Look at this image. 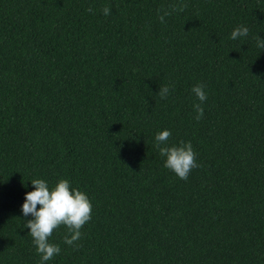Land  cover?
Returning a JSON list of instances; mask_svg holds the SVG:
<instances>
[{
  "label": "trees",
  "instance_id": "trees-1",
  "mask_svg": "<svg viewBox=\"0 0 264 264\" xmlns=\"http://www.w3.org/2000/svg\"><path fill=\"white\" fill-rule=\"evenodd\" d=\"M258 35L264 0H0V264H40L21 211L36 178L92 204L45 264H264ZM163 130L192 144L187 180L164 167Z\"/></svg>",
  "mask_w": 264,
  "mask_h": 264
},
{
  "label": "clouds",
  "instance_id": "clouds-1",
  "mask_svg": "<svg viewBox=\"0 0 264 264\" xmlns=\"http://www.w3.org/2000/svg\"><path fill=\"white\" fill-rule=\"evenodd\" d=\"M177 9L183 11V7L172 6V10ZM88 10L92 11L91 8ZM101 11L104 16L111 15L110 7L105 6ZM159 12H163V15H159ZM170 14L168 10H158L161 23L164 22V17ZM248 34V27L239 25L232 31L230 38L237 40L247 37ZM254 39L256 46L264 51V39L259 35ZM205 87L203 83H198L191 89L200 101L193 104L197 121L203 118L204 109L201 105L207 100ZM168 93L169 87L163 86L160 87L158 95L165 99ZM171 135L169 130L158 132L155 135L156 147L160 156L164 158V167L179 179L187 180L191 171L200 166L196 160V153L191 142L180 141L178 144L169 145ZM30 182L34 190L25 193L21 211L24 217L31 216V219L26 220L24 228L30 229L28 235L40 256V264H45L61 251L59 245L50 242L53 232L62 226L65 227L67 232L63 238L64 243L75 246L82 237L81 229L92 219V204L87 194L74 188L68 179L61 178L53 186L39 178Z\"/></svg>",
  "mask_w": 264,
  "mask_h": 264
}]
</instances>
